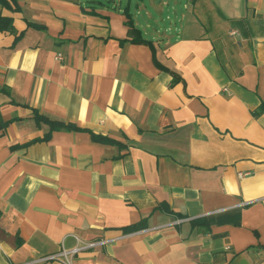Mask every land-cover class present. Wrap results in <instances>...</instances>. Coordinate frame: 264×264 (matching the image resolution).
<instances>
[{
	"label": "crops",
	"instance_id": "crops-1",
	"mask_svg": "<svg viewBox=\"0 0 264 264\" xmlns=\"http://www.w3.org/2000/svg\"><path fill=\"white\" fill-rule=\"evenodd\" d=\"M8 3L0 264H264V0Z\"/></svg>",
	"mask_w": 264,
	"mask_h": 264
},
{
	"label": "built area",
	"instance_id": "built-area-1",
	"mask_svg": "<svg viewBox=\"0 0 264 264\" xmlns=\"http://www.w3.org/2000/svg\"><path fill=\"white\" fill-rule=\"evenodd\" d=\"M56 58L61 59V55L57 54ZM92 245H94V243H88L85 245V247H90ZM80 249L81 247L79 246H76L71 249L61 248L58 252L49 254L47 256H41L38 261L40 262L57 261L60 262L61 264H73L72 258Z\"/></svg>",
	"mask_w": 264,
	"mask_h": 264
},
{
	"label": "trees",
	"instance_id": "trees-1",
	"mask_svg": "<svg viewBox=\"0 0 264 264\" xmlns=\"http://www.w3.org/2000/svg\"><path fill=\"white\" fill-rule=\"evenodd\" d=\"M9 1H11V2H13L14 0H9ZM0 3L2 4V5H9V3H8V0H0ZM11 27H10V19L9 18H7V17H3V16H0V29L1 30H8V29H10ZM51 125V127H59V126H63V125H59V124H50ZM68 126H70V127H74L73 125H71V124H68ZM96 138L98 139V140H107L106 138L104 139V138H101V137H98V136H96ZM0 217H1V210H0Z\"/></svg>",
	"mask_w": 264,
	"mask_h": 264
}]
</instances>
